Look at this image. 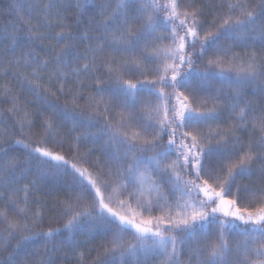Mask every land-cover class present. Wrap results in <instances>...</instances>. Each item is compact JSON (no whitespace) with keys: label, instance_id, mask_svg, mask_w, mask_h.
<instances>
[{"label":"snow or ice","instance_id":"obj_1","mask_svg":"<svg viewBox=\"0 0 264 264\" xmlns=\"http://www.w3.org/2000/svg\"><path fill=\"white\" fill-rule=\"evenodd\" d=\"M5 17L0 264H264V0Z\"/></svg>","mask_w":264,"mask_h":264},{"label":"trees","instance_id":"obj_2","mask_svg":"<svg viewBox=\"0 0 264 264\" xmlns=\"http://www.w3.org/2000/svg\"><path fill=\"white\" fill-rule=\"evenodd\" d=\"M9 3H10V0H0V10L7 9L9 6ZM6 20H7V17H5L4 21H0V23L6 22ZM30 252H31L30 248L21 250V252L19 253V258L23 259L25 257H28Z\"/></svg>","mask_w":264,"mask_h":264}]
</instances>
